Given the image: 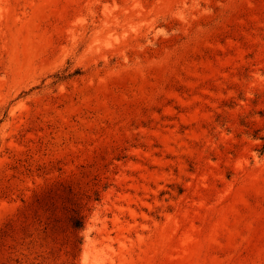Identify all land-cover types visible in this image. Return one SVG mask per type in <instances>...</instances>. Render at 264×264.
<instances>
[{"label":"rangeland","instance_id":"rangeland-1","mask_svg":"<svg viewBox=\"0 0 264 264\" xmlns=\"http://www.w3.org/2000/svg\"><path fill=\"white\" fill-rule=\"evenodd\" d=\"M263 143L264 0H0V264H264Z\"/></svg>","mask_w":264,"mask_h":264},{"label":"trees","instance_id":"trees-1","mask_svg":"<svg viewBox=\"0 0 264 264\" xmlns=\"http://www.w3.org/2000/svg\"><path fill=\"white\" fill-rule=\"evenodd\" d=\"M76 73H78V72H76ZM261 151L264 153V143H263ZM74 227H76V228L82 227V223L80 222V220H75Z\"/></svg>","mask_w":264,"mask_h":264}]
</instances>
